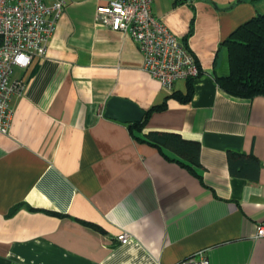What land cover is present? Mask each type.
<instances>
[{"label":"crops","instance_id":"0c3cea01","mask_svg":"<svg viewBox=\"0 0 264 264\" xmlns=\"http://www.w3.org/2000/svg\"><path fill=\"white\" fill-rule=\"evenodd\" d=\"M108 1L68 0L45 55L14 70L25 85L0 132V264H175L202 249L210 264H264V95L229 94L215 77L229 69L222 41L264 0H153L200 62L188 102L169 97L187 80L163 86L129 33L96 20ZM111 97L144 110L168 98L144 132L200 141L196 173L107 117ZM231 151L258 159L256 178L231 173Z\"/></svg>","mask_w":264,"mask_h":264},{"label":"built area","instance_id":"2783aa9c","mask_svg":"<svg viewBox=\"0 0 264 264\" xmlns=\"http://www.w3.org/2000/svg\"><path fill=\"white\" fill-rule=\"evenodd\" d=\"M190 1V0H189ZM68 0H0V132L10 131L11 100L24 87L14 77L16 67H28L45 55L56 22ZM153 0H109L96 9V20L114 30L129 33L144 57V69L163 86L173 89L177 80L198 77L201 65L188 44L152 10ZM256 236H264V224ZM117 238L130 239L128 232ZM175 264H210L205 250H199Z\"/></svg>","mask_w":264,"mask_h":264},{"label":"trees","instance_id":"16d2710c","mask_svg":"<svg viewBox=\"0 0 264 264\" xmlns=\"http://www.w3.org/2000/svg\"><path fill=\"white\" fill-rule=\"evenodd\" d=\"M191 1L175 0V4ZM193 22L194 19L188 35L193 32ZM221 45L227 49L229 69L228 72L221 74L215 71L219 86L229 94L239 97L264 95V13L256 14L240 24L222 41ZM194 79L195 77L187 80L188 90L185 94L180 91H173L169 97H175L184 102L190 101L194 92ZM167 99L146 109L143 119L130 122L129 129L137 140L157 146L163 153V149L173 151L177 157L171 158L164 154L196 173L193 166L201 164L200 141L186 139L180 133L170 131L144 132L152 112L164 109L167 106ZM228 161L233 175L247 178L257 177L260 163L254 156L231 151L228 154Z\"/></svg>","mask_w":264,"mask_h":264},{"label":"water","instance_id":"95a60500","mask_svg":"<svg viewBox=\"0 0 264 264\" xmlns=\"http://www.w3.org/2000/svg\"><path fill=\"white\" fill-rule=\"evenodd\" d=\"M239 1V0H237ZM213 5L219 7L218 4L213 1ZM233 4L226 6L229 9ZM261 14L260 12L257 15ZM145 110L139 107L136 103L119 97H111L107 103L105 115L110 118L119 119L124 122H136L141 121L144 117Z\"/></svg>","mask_w":264,"mask_h":264}]
</instances>
